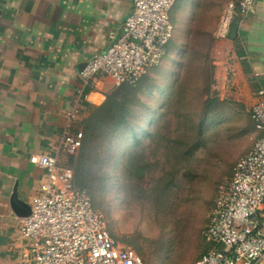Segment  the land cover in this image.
<instances>
[{"label": "rangeland", "instance_id": "rangeland-1", "mask_svg": "<svg viewBox=\"0 0 264 264\" xmlns=\"http://www.w3.org/2000/svg\"><path fill=\"white\" fill-rule=\"evenodd\" d=\"M232 1L178 0L171 11L174 45L135 93L138 102L130 103L126 122L118 126L115 116L108 128H102L105 133L91 141L84 158L85 169L94 166L96 176L105 179L107 169L127 168L130 152L146 150L142 159L148 171L140 180L121 174L112 180L116 193L104 198L96 194L104 205L109 202V215L100 213L107 227L145 264L196 263L208 246L203 231L217 190L258 136L249 116L255 78L244 65L241 70L233 67L241 60L230 55L235 46L220 34ZM205 9L212 14L207 26L197 23ZM199 24L216 42L195 32ZM155 184L158 190L168 186V191L160 200L151 199L157 194L145 199Z\"/></svg>", "mask_w": 264, "mask_h": 264}, {"label": "crops", "instance_id": "crops-1", "mask_svg": "<svg viewBox=\"0 0 264 264\" xmlns=\"http://www.w3.org/2000/svg\"><path fill=\"white\" fill-rule=\"evenodd\" d=\"M132 10V0H0V264H17L13 188L29 203L46 180L30 157L56 155L64 131L89 116L85 104L105 102L115 84L103 78L87 93L81 66L108 49L111 34L120 36ZM230 23L220 32L236 37L230 55L264 89V0L249 17H238L235 33Z\"/></svg>", "mask_w": 264, "mask_h": 264}, {"label": "built area", "instance_id": "built-area-1", "mask_svg": "<svg viewBox=\"0 0 264 264\" xmlns=\"http://www.w3.org/2000/svg\"><path fill=\"white\" fill-rule=\"evenodd\" d=\"M133 10L108 49L85 63L82 88L95 90L103 78L115 86L134 84L166 56L176 28L170 14L176 0H132ZM257 0L230 2L227 21L249 17ZM231 24V23H230ZM252 120L262 134L218 189L204 242L213 246L195 264H258L264 259V89L253 104ZM83 134L66 129L56 155H32L30 164L46 180L29 202L31 215L17 219L13 242L17 264H145L133 249L111 238L90 196L74 188L75 170L62 161L75 156ZM220 246L218 250L216 247Z\"/></svg>", "mask_w": 264, "mask_h": 264}, {"label": "trees", "instance_id": "trees-1", "mask_svg": "<svg viewBox=\"0 0 264 264\" xmlns=\"http://www.w3.org/2000/svg\"><path fill=\"white\" fill-rule=\"evenodd\" d=\"M177 2H178V0H176L175 4H177ZM211 17H212V14H211L210 10L205 9L203 12V15H201L199 17V21H197V23L198 22H204L205 25L207 26L208 23L212 20ZM238 17H239L238 15L235 16L233 22L231 23V27H230L231 31H234L236 29ZM170 18H171L172 24L175 26V22H174L172 13L170 14ZM200 19H202V20H200ZM175 28H176V26H175ZM195 28H196L195 32L197 31L200 35L205 34L207 37L211 36V41L216 42V40L212 34L203 30L204 27L202 24H201V27L199 24ZM235 31L233 33H235ZM228 38L231 41L236 42L235 36L229 35ZM173 41H174V39L171 40V42L169 43L167 50L170 49L174 45ZM237 49H238V46L235 43L236 52H237ZM240 56H241V54H239V57ZM240 63L243 65V61H240ZM147 78H148V75L143 77L137 83L123 84V85L116 87V90L114 92H112L109 95L106 94L105 102L100 107H94L91 104L86 103L85 106L87 107V110L89 112V116L86 119H84L83 121L79 122L77 124V126L75 128H73V130H72L73 133L81 132L83 134L82 146L79 149L78 153L75 156L69 157L68 158L69 162L65 163L66 166L72 167L73 169H77V171H75L76 177H75V182H74V188L81 191V192L87 193L91 198L93 208L100 213H101V211L104 212L106 214V216H108L110 213L109 212V206H110L109 202H107V204L104 205L103 204V203H105L104 200L101 198L102 202H100L101 200L97 197L99 196V194L103 195V198H104V197H106L107 193H111V192L116 193L117 189L112 184V180L118 179L121 174H124V175L127 174V175L134 177L135 180H140L138 178H142V175L148 171L147 162L142 159L144 157L146 150L141 149L140 151H138L136 153H134V151L132 153L130 152V154L127 158V162H126L127 168H125L124 171H121L120 169H116L115 171L110 169V171H109V169H107V172L105 174V179H102L100 176L99 177L96 176V173H95L96 169L94 168V166L88 167V169L91 171H88L87 169H85L84 158L87 156V152L91 149V143H92L91 141L96 139L97 137H99L101 134L105 133V131H102V128H108L109 123L111 122L112 119H114L115 116L119 117L118 126H121L126 122V118H127L126 115L129 114L130 107L132 106L133 103L137 104V102H138V100H136L135 93L138 90L139 91L142 90V87L145 85V83H143V82H144V80L146 81ZM254 86H255V90H254L251 98H253L252 100L256 101L257 94L260 91V87L258 86V84L256 82H255ZM89 91H91V90H88L87 93H89ZM130 103H132V104H130ZM252 110H253V104H252L249 116H250V121H251L254 129L257 131L255 122L252 120ZM110 129H112V128H110ZM257 133H258V136L256 137L254 144L262 136V134L260 132L257 131ZM254 144L251 147V149L248 151V153L252 150V148L254 147ZM247 154H245L244 156H246ZM244 156L240 157V159L235 163L234 167L232 168L230 178L225 183L229 182L232 179V177L234 175V169H235L237 163ZM75 160L77 161V168H76V166H74ZM93 170H95V171H93ZM88 176H89V178L87 179ZM90 178L92 179L91 181H90ZM167 191H168V186H165L163 189L159 188V190H158V184H155L154 187L152 188L151 194H149L147 197H145L144 194H143L144 196L142 194L141 195L146 199V198H149L152 194H157L155 197H152L151 199L160 200L161 196H162L161 193H163V195H164V192H167ZM217 194H218V190H217ZM107 229H108V232H109L111 238H113L118 243H120V241L122 242V239L118 238L114 234V232H112L110 226L107 227ZM128 244L132 245L133 243L128 242ZM211 249H213V246H207L205 251L203 252V254L199 257V259L203 255L207 254ZM216 249L220 250L221 247L218 246V247H216ZM137 254L143 259V257L139 253H137ZM143 261H144V259H143ZM144 263H145V261H144Z\"/></svg>", "mask_w": 264, "mask_h": 264}, {"label": "water", "instance_id": "water-1", "mask_svg": "<svg viewBox=\"0 0 264 264\" xmlns=\"http://www.w3.org/2000/svg\"><path fill=\"white\" fill-rule=\"evenodd\" d=\"M123 34L121 32L120 36ZM118 36V37H120ZM85 64H83L81 67L84 68ZM9 208L12 211V213L16 216V218H26L31 215V207L28 202L23 200L18 192V186H15L13 188L12 194L9 198Z\"/></svg>", "mask_w": 264, "mask_h": 264}, {"label": "flooded vegetation", "instance_id": "flooded-vegetation-1", "mask_svg": "<svg viewBox=\"0 0 264 264\" xmlns=\"http://www.w3.org/2000/svg\"><path fill=\"white\" fill-rule=\"evenodd\" d=\"M14 236H15V234H14ZM14 236H13V239H14ZM12 241H13V240H11V243H12ZM12 246H13V248H14V243H12Z\"/></svg>", "mask_w": 264, "mask_h": 264}]
</instances>
